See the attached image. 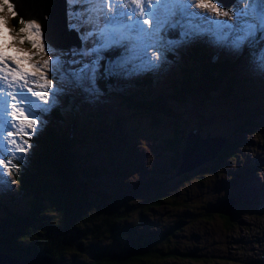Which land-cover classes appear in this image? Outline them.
Listing matches in <instances>:
<instances>
[{
  "label": "rangeland",
  "instance_id": "rangeland-1",
  "mask_svg": "<svg viewBox=\"0 0 264 264\" xmlns=\"http://www.w3.org/2000/svg\"><path fill=\"white\" fill-rule=\"evenodd\" d=\"M9 2L15 11V4L10 0ZM61 3L56 4L59 9L63 8L66 20L60 15V26L57 20H53L55 23L51 32L59 34L61 29L63 36L72 35L73 39L70 41H76L77 44H69L67 48L73 46L66 49L54 46L49 41L51 46L44 40L42 42L59 52H69L80 48L81 40L79 43L75 38V36L80 38L79 33L68 27L66 1L64 0L63 3L61 0ZM228 5L229 3L226 7ZM217 6L221 8L220 13L199 7L193 10L220 20L234 22L231 7L226 10L218 3ZM223 12H228V15H224ZM12 14L13 11L9 10L8 5L0 0V18L7 21L6 25L0 23V50L5 51L7 57L13 58L8 63H18L36 77L45 75L48 79H53L52 71L38 70V66H42L44 61L52 56L51 51L42 52L39 47L34 48L28 39H24L21 43V39L26 37L27 33L13 34L15 31L10 25V18L14 16ZM24 14L28 19L38 16L27 12ZM38 17L42 19V16ZM38 24L42 27L40 23ZM21 27H25V24ZM70 31H74L75 36ZM195 42L202 45L204 54L207 50L212 53L215 64L221 61L217 65L221 63L226 65L223 68L222 81L216 89L207 91L206 97L197 92L193 96L186 95L184 101H171L169 108L172 109V114L169 117L163 114L153 119L137 107L129 105L125 99L129 97L141 103L150 100L163 90L167 93L169 85L172 87L173 78L179 75L183 62L177 58L182 54H189L187 51L192 47L193 42L170 51L171 62L166 57V61L154 71L143 72L126 79L110 78V82L105 80L104 86L98 83L100 95L95 98H87L78 90L66 89L57 96H50L49 102L55 100L56 104L61 105L65 119L75 125L73 132L78 142L75 147L73 146V150L77 154L87 153L88 159L92 160L94 165L97 162V167H100L101 172H97V178L94 179L95 174L93 176L94 189H97L99 194H103V197L99 198L102 199L100 211H106L103 208L106 201L104 194L127 201V208L118 207V211L125 213L128 218L120 223L122 228L124 227V231L121 232L139 238L143 237L145 234L143 229L146 228L154 231L155 236L159 235L156 231L161 234L163 230L169 229L166 226L170 224L167 220L172 218V215H168V210H164L163 206L158 208L150 205L154 195L158 194L154 190L155 187L160 186V197L185 195L195 208L200 207L205 200L232 198L237 201L236 211L230 215L234 223L231 228L223 227L225 220L219 215L220 213L209 214L204 219L200 218L198 213H179L185 216L184 225L183 228L181 227L182 230L173 236L172 244L174 255L178 258L160 261L157 264H262L264 263V74L251 63L248 48L242 53L235 54L226 49L211 47L203 41ZM119 54L120 50L112 58L106 59H114ZM163 59L161 57V60ZM228 60L231 61L230 65H227ZM187 63L189 66L185 68L191 70L192 77H196L199 64ZM216 67L213 69V74L220 72L219 67ZM200 78L196 77L194 85ZM228 83L231 85L228 86ZM53 85L56 86L55 79ZM53 91L54 88L47 89L48 93ZM64 96L69 98L65 100ZM40 119L42 122L37 126L36 132H39L47 121L45 115ZM175 129H181L184 135L189 130L199 129L202 137L226 136L230 150L223 158L210 162L211 165L202 164L194 171L176 176L179 164L175 166L174 163L180 162L182 150L178 156L180 160H176L175 151L165 144V139L174 136ZM29 151L30 148L20 155L26 156ZM14 162L21 168L24 165L20 160ZM14 162L5 169V177L11 183L0 186V216L5 215V208L24 212L29 205L28 195L17 191L18 184L12 176ZM8 169H11L10 175ZM256 184L259 196L251 191L256 188L254 186ZM262 189L263 191L260 192ZM130 200L133 202L131 203ZM229 201L231 202V199ZM143 206L146 207L147 213L142 217L143 224L137 225L139 218L136 214L139 216V210ZM108 208L110 211L113 206ZM91 210L97 214L95 206ZM173 213L178 214V211ZM129 222L131 225L127 228ZM131 230L135 232L131 233Z\"/></svg>",
  "mask_w": 264,
  "mask_h": 264
},
{
  "label": "trees",
  "instance_id": "trees-1",
  "mask_svg": "<svg viewBox=\"0 0 264 264\" xmlns=\"http://www.w3.org/2000/svg\"><path fill=\"white\" fill-rule=\"evenodd\" d=\"M21 21L19 14L10 18V25L15 31L13 34L24 33L20 31L24 28L21 27L24 24ZM169 38L176 37L170 34ZM118 52L113 50L104 55L105 58H112ZM187 52L189 54H182L177 58L183 62L179 75L173 78L172 87L169 85L167 93L163 90L141 103L129 97L124 99L129 105L156 119L163 114L171 116L172 109L169 108V104L173 100L184 101L186 95L193 96L197 92L206 97L207 91L216 89L221 83L223 68L226 65L223 63L217 65L221 61L215 64L212 53L207 50L204 54L199 42H193ZM171 54L169 51L166 55L170 62ZM184 61L199 64L196 77L201 78L195 85L196 77L191 76V70L185 68L189 65ZM226 62L227 65L231 64L230 60ZM216 66L220 69L219 74L212 73ZM107 81L110 82L111 79ZM98 83L104 86L105 80L101 79ZM230 85L231 83H228V86ZM189 89H193L194 92ZM63 98L66 100L69 97ZM49 104H51L49 111L43 113L47 119L46 124L29 140L31 151L25 156L23 167L14 162L12 176L18 184L17 191L28 195L29 205L24 212L5 208V215L0 216V252L22 260L29 259L35 253H41L49 256L53 264H157L160 261L178 258L174 255L172 247L173 236L182 230L185 213H198L202 219L209 214L218 215L207 212L208 203H214L216 200H205L200 207L195 208L185 195L160 197L159 186L154 189L158 194L154 195L150 205L158 208L163 206L164 210H168V215H172V218L167 220L170 223L166 225L169 229L163 230L161 234L156 231L159 235L155 236L154 231L146 228L143 229L145 233L143 237L139 238L121 232L124 231V227L122 228L120 223L128 218L125 213L118 211V207L127 208V201L104 194L106 201L103 208L106 211H100L102 199L99 198L103 197V194L94 189L93 180L94 174L96 179L97 172H101L100 167H97V162L94 165L92 160L88 159L87 153L77 154L73 150V146L75 147L78 142L73 132L75 125L65 119L61 105L52 102ZM45 107H48V104H45ZM182 132L181 129H175L174 136L165 139L166 146L175 151L176 160H180L178 156L184 145L185 135ZM229 146L230 144L226 142L225 149L221 150L216 159L228 154ZM216 159L211 162H215ZM174 164L177 166L179 163ZM206 164L211 165L210 162ZM94 206L97 208V214L91 210ZM108 206H113V209L108 211ZM236 206L237 201L232 208V214L235 213ZM174 211H178V214L173 213ZM139 213V216L136 214L139 218L137 225H142L144 222L142 217L147 213L146 207L143 206ZM179 213L184 214L182 216ZM219 215L225 220L223 227L233 226L230 215ZM129 225L131 222L126 225L127 228ZM133 232L135 230H131V233Z\"/></svg>",
  "mask_w": 264,
  "mask_h": 264
},
{
  "label": "snow or ice",
  "instance_id": "snow-or-ice-1",
  "mask_svg": "<svg viewBox=\"0 0 264 264\" xmlns=\"http://www.w3.org/2000/svg\"><path fill=\"white\" fill-rule=\"evenodd\" d=\"M3 3L17 14L9 0ZM66 4L68 27L79 33L80 48L59 53L50 48L42 42L41 27L31 17L28 22L22 19L25 27L20 29L27 33L21 43L28 39L34 48L51 51L38 70L52 71L56 86L45 75L36 77L18 63H8L13 58L0 53V186L11 183L5 177L7 166L26 158L20 153L31 147L29 140L42 122L40 117L51 107L50 96L66 89L95 98L100 95L99 80L154 71L169 51L195 41L235 54L248 48L251 63L264 74V0H234V22L193 10L220 13L214 0H66ZM0 23L7 21L0 18ZM170 34L176 38H169ZM116 49L118 56L105 58L104 53ZM50 87L52 93L47 92Z\"/></svg>",
  "mask_w": 264,
  "mask_h": 264
},
{
  "label": "bare ground",
  "instance_id": "bare-ground-1",
  "mask_svg": "<svg viewBox=\"0 0 264 264\" xmlns=\"http://www.w3.org/2000/svg\"><path fill=\"white\" fill-rule=\"evenodd\" d=\"M10 1L13 2V4H15V12L17 14H19L25 20H29L25 16V14H24L25 12H27L29 14L31 13V14H35L38 16H42V19L39 18L38 16H33V17H34V20L36 22L40 23L42 26L41 30L43 33L44 40L49 41L54 46H58V47H62V48H67L69 44H74V45L76 44V41L71 42L73 39V36L72 35H71V37L63 36L61 29L59 31V34H57V32L56 33L51 32V29H53V27H54L53 23H55V22H53V20H55V21L57 20L56 22L59 23V26H60L61 25L60 15H61V17H64L63 8L59 9V7H58L59 4H62L61 0H19V3H17V0H10ZM62 1L64 3V0H62ZM218 1L226 4L229 0H218ZM233 2H234V0L231 2V5ZM56 3H58V5ZM21 6H23V8H21ZM64 20H66L65 17H64ZM65 28H66V31L69 33L67 27H65ZM72 32L74 33V31H70V33H72ZM73 35L75 36V33ZM215 144H216V142H212L209 144H201V146H198V147L196 146V144H194L192 147H190V145H187V148H186L184 155H183L184 162L181 164L179 171H181L183 169V167H185V166H187V164H189L187 162L188 157H190L194 160L193 155H196L197 153H202V154L208 155L210 153V150L212 149V147ZM198 167H195L191 170H188L184 174L189 173L191 171H194V170L198 169ZM259 183H261V179H259ZM254 186L256 188L251 189V191L256 196H259V194L257 192V188H258L257 186L258 185L256 184ZM262 191H263V189L260 192H262ZM227 207L230 208L229 204L227 205ZM215 209L216 210L219 209V206H216Z\"/></svg>",
  "mask_w": 264,
  "mask_h": 264
},
{
  "label": "water",
  "instance_id": "water-1",
  "mask_svg": "<svg viewBox=\"0 0 264 264\" xmlns=\"http://www.w3.org/2000/svg\"><path fill=\"white\" fill-rule=\"evenodd\" d=\"M233 0H229L227 3L229 5L226 7V4L221 3L218 0H214V2L220 4L224 9L229 10L231 7L230 3ZM234 3V2H233ZM232 3V4H233ZM45 42H48L47 40H44ZM49 43V42H48ZM212 142H216V144L212 147L210 150V153L208 155L197 153L194 156V160L190 157L187 158V162L190 164H187V166L183 167L181 171H179L181 164L184 162L183 155L187 148V145H190L192 147L194 144L196 146H201V144H209ZM227 142V138L225 136H206L202 137L198 129H192L186 132L185 138H184V145L181 152V160L179 162L178 170L176 172V176L183 175L186 171L191 170L195 167L201 166L202 164H206L208 162H211L217 158V156L220 154L221 150L224 148L225 144ZM194 163V164H192ZM192 164V165H191ZM231 199V202L229 201ZM230 202V203H229ZM234 199L232 198H226L217 200L214 203H208L209 208L207 209V212L211 213H221L224 215H231L232 214V208L234 206ZM229 204L230 208L227 207ZM216 206H219V209H215ZM0 264H53L52 259L47 256L43 255L41 253H35L32 255L29 259H18L15 257L10 256L9 254L0 252Z\"/></svg>",
  "mask_w": 264,
  "mask_h": 264
},
{
  "label": "flooded vegetation",
  "instance_id": "flooded-vegetation-1",
  "mask_svg": "<svg viewBox=\"0 0 264 264\" xmlns=\"http://www.w3.org/2000/svg\"><path fill=\"white\" fill-rule=\"evenodd\" d=\"M199 130V129H198ZM200 131V130H199ZM226 137V136H225ZM227 138V137H226Z\"/></svg>",
  "mask_w": 264,
  "mask_h": 264
}]
</instances>
